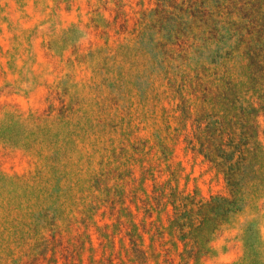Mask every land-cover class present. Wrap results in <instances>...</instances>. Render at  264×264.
<instances>
[{
	"label": "rangeland",
	"instance_id": "obj_1",
	"mask_svg": "<svg viewBox=\"0 0 264 264\" xmlns=\"http://www.w3.org/2000/svg\"><path fill=\"white\" fill-rule=\"evenodd\" d=\"M158 2L0 0V264L76 226L100 264L120 225L144 250L121 264H264V47L197 19L168 47ZM239 130L236 168L218 142Z\"/></svg>",
	"mask_w": 264,
	"mask_h": 264
},
{
	"label": "trees",
	"instance_id": "obj_2",
	"mask_svg": "<svg viewBox=\"0 0 264 264\" xmlns=\"http://www.w3.org/2000/svg\"><path fill=\"white\" fill-rule=\"evenodd\" d=\"M198 0H176L174 3L159 2L156 5L167 10V15L164 19H158L160 29L155 30V33L166 35L168 47H180L190 36L185 35L182 30L176 29L185 21H194L197 19V28L200 33L199 38L205 39L206 34L215 38V43L228 37L232 40L231 47H254L247 56L253 55V60L257 57L260 47H264V0H214L211 7L204 1ZM180 12V13H179ZM188 36V37H186ZM255 62V61H254ZM261 96L263 94L261 93ZM249 135H244L241 130L230 133L226 132L223 136L222 143L218 142L220 149L219 156H224L227 153H235V159L230 160L229 165L237 164L241 161V156L244 154V149ZM224 158V157H223ZM232 170V169H231ZM233 171V170H232ZM104 222V224H106ZM177 228L181 229V226ZM118 243L123 242V248L113 241L112 255L109 257V249L104 248V241L97 232V242L93 248L96 262L100 264H121V259L118 254L119 250L127 252L138 261L142 259L144 250L138 246L131 238L126 237L128 228L122 225L116 229ZM113 232L112 228L108 229ZM84 231L80 227L73 228V242H68L65 235L60 231L49 232L44 237L42 252L36 262L29 264H91L85 253L83 259H79L77 249L80 247L79 235ZM88 241V240H87ZM103 247V248H102ZM125 256V254H123ZM50 258H52L50 260ZM140 263V261H139Z\"/></svg>",
	"mask_w": 264,
	"mask_h": 264
}]
</instances>
